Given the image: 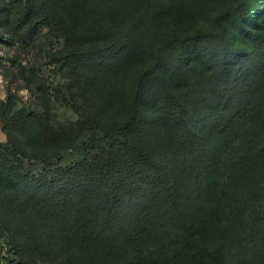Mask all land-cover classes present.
I'll return each instance as SVG.
<instances>
[{"label": "trees", "instance_id": "1", "mask_svg": "<svg viewBox=\"0 0 264 264\" xmlns=\"http://www.w3.org/2000/svg\"><path fill=\"white\" fill-rule=\"evenodd\" d=\"M189 1L130 10L126 28L52 55L83 80L111 82L123 118L61 123L21 109L3 128L0 199L25 226L46 225L48 238L86 257L59 264H264V5L251 15L244 0H218L212 24L164 29V19L181 22ZM90 2L72 0L80 10ZM17 5L4 21L39 54L37 28L57 32L61 18L44 0ZM149 116L157 134L142 132ZM13 126L31 143L44 140L46 166L83 133L95 153L34 173ZM3 239L17 258L9 264L32 263L34 248Z\"/></svg>", "mask_w": 264, "mask_h": 264}, {"label": "rangeland", "instance_id": "2", "mask_svg": "<svg viewBox=\"0 0 264 264\" xmlns=\"http://www.w3.org/2000/svg\"><path fill=\"white\" fill-rule=\"evenodd\" d=\"M17 1L0 0V143L7 141L3 128L19 120L18 113L21 109L50 113L61 123L91 118L100 123H108L123 118L126 112L118 104L111 82L91 77L83 80L77 71L68 67L59 68V63L53 60L52 55L106 39L109 34L126 28L131 20L130 10L137 13L153 12L156 7H162V0H141L138 4H134L133 0H91L82 10L76 8L72 0H44L46 10L61 18L62 29L55 32V29L47 26L37 28L41 40L39 54L35 47L21 45L4 21L5 15L17 8ZM244 1L251 15L260 10V5H264V0ZM125 3H128V10L121 8ZM188 6L187 15L178 25L170 19H164V29L192 30L206 27L212 24L214 17L222 9L218 0H190ZM55 89H60L63 98H56ZM238 111V107L233 108L235 118ZM147 120L142 132L146 135L157 134L160 126L152 125L153 119L150 116ZM12 132L20 144L24 166L34 173L45 168L74 164L91 158L95 153L93 149L85 150L88 148V133H83L74 146H70L63 153L61 160L54 159L50 166H46L44 158L48 150L44 140L31 143L15 126ZM23 222L27 223V218L23 217L22 221L12 217L6 200L0 199V264H9L17 259L9 252L3 239L8 235L15 236L18 244L29 245L35 249L31 264H59L86 258L73 244L48 238L46 225L31 229ZM146 247L145 252L154 250V244Z\"/></svg>", "mask_w": 264, "mask_h": 264}]
</instances>
